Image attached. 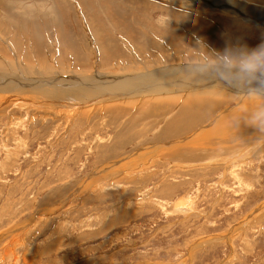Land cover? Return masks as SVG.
Returning <instances> with one entry per match:
<instances>
[{"label":"rangeland","instance_id":"rangeland-1","mask_svg":"<svg viewBox=\"0 0 264 264\" xmlns=\"http://www.w3.org/2000/svg\"><path fill=\"white\" fill-rule=\"evenodd\" d=\"M263 15L264 0H0V231L23 227L0 264H264V137L231 125L249 101L197 81L213 76L126 97L194 37L264 43Z\"/></svg>","mask_w":264,"mask_h":264},{"label":"clouds","instance_id":"clouds-1","mask_svg":"<svg viewBox=\"0 0 264 264\" xmlns=\"http://www.w3.org/2000/svg\"><path fill=\"white\" fill-rule=\"evenodd\" d=\"M185 48L192 54L174 70L188 78L212 74L221 91L230 89L247 99L248 107L231 117V125L243 123L264 137V43L256 47L231 44L217 50L194 37V46Z\"/></svg>","mask_w":264,"mask_h":264},{"label":"bare ground","instance_id":"bare-ground-1","mask_svg":"<svg viewBox=\"0 0 264 264\" xmlns=\"http://www.w3.org/2000/svg\"><path fill=\"white\" fill-rule=\"evenodd\" d=\"M64 1V0H63ZM202 1H210V0H202ZM213 1H215V0H213ZM8 7V6H7ZM236 10H238L239 8H235ZM246 10V9H245ZM249 10V9H248ZM122 11V10H121ZM128 13V12H127ZM253 13V12H252ZM259 14V13H258ZM258 14H257V16H258ZM126 15V14H125ZM264 16V15H263ZM254 17H255V15H254ZM246 18V17H245ZM254 19V18H253ZM135 20V19H134ZM256 20V19H255ZM178 65V64H177ZM176 66V65H175ZM175 66H167L166 68H162V69H158V70H156V71H152V72H147V74H145V75H141L142 73H139L137 76H135V84H136V86H137V89H138V92H131V91H129L127 94H126V97L127 96H129L130 94H145V93H151V92H153L152 94H161V92H163V93H169V92H171V91H175V90H168V86L167 87H165L164 86V84L167 82V84L169 85V87L170 88H175V86H177L176 88H182V89H185L188 85H184V86H182V85H180L179 84V82L181 81V80H188V81H186V83H191V81H196L197 79H194V78H188V77H186V76H184L182 73H179V72H177V71H175L174 70V68H175ZM172 73H177L180 77L178 78V79H176L177 77H174V75H172ZM151 74H153L152 75V77H151ZM155 74V75H154ZM166 74H168V76H171V79H169L168 81H166V80H164L165 78H166ZM95 76H97V75H95ZM100 76V75H99ZM206 76H208V77H211V76H213L212 74H208V75H206ZM101 77V76H100ZM104 77V76H103ZM67 78H69V77H62V79L61 80H58L57 79V82H56V80H53V79H51V78H49V80H44V81H39V82H34L33 80V82H30V83H32L33 85L32 86H36V88H37V86H40V84L41 85H43V86H47V87H50L51 86V84L52 85H55V86H58V87H60L59 85H57L58 84V81H63L64 79H67ZM70 78H73V77H70ZM51 79V80H50ZM73 79H77V78H73ZM128 79V78H127ZM126 79V80H127ZM20 80V81H19ZM19 80H17L18 82L16 83V84H14L15 86H22V85H25V83H23L22 81H24L25 79H23V78H21V79H19ZM78 81H82L85 85H89V86H91V87H94V86H96L95 84H88V83H86V80H84V79H77ZM212 81V82H214V81H216V80H213V79H211V78H203V79H199V80H197V81H199V83H200V81H202L201 83V86H209V87H211V86H213V85H216V86H218V84H214V83H210L209 81ZM196 81V82H197ZM7 82V81H6ZM94 82H97L98 83V80L95 78V80H94ZM154 82V83H153ZM57 83V84H56ZM63 83V82H62ZM66 83V82H65ZM65 83H64V85H65ZM142 83H151V84H153V90L152 91H139L140 90V88H141V86H142ZM28 84V83H27ZM191 84H193V83H191ZM3 85V84H2ZM1 85V86H2ZM5 85H7V84H5ZM10 85V84H9ZM70 85V84H69ZM107 85V84H106ZM30 86H31V84H30ZM74 86V85H73ZM110 86H113L112 87V91L114 90V86H117L118 88L121 86V87H123L122 85H120V84H117V82L116 81H112V82H110L109 84H108V87H110ZM66 87V86H65ZM120 87V88H121ZM215 87V86H214ZM8 88V87H7ZM21 88V87H20ZM23 88V87H22ZM21 88V89H22ZM71 88V87H70ZM47 89V88H46ZM60 89H63V88H60ZM18 91V90H17ZM105 91V90H104ZM103 91V92H104ZM1 92H3V91H1ZM25 92H26V89H25ZM6 93V92H5ZM8 93V92H7ZM9 94V93H8ZM12 94V93H11ZM28 94V93H27ZM2 95V94H1ZM58 95H60L61 97H62V100H63V97L66 95V92L64 91V89L63 90H61V91H59L58 92ZM70 95V94H69ZM72 95V94H71ZM48 97V96H47ZM46 98V97H45ZM67 98V97H66ZM69 98V97H68ZM70 98H73V96L72 97H70ZM69 98V99H70ZM109 98V97H108ZM4 99H6V101H7V98H4ZM61 99V98H60ZM60 99H56V102H57V104L61 101ZM237 99V98H236ZM52 100H53V98H52ZM58 100V101H57ZM66 100V99H65ZM108 100V99H107ZM55 101V100H54ZM67 101H69V100H67ZM50 102V104H51V101H49ZM64 102V101H63ZM89 102H91V101H89ZM89 102H86V103H89ZM62 103V102H61ZM78 103H80V102H78ZM62 105H63V103H62ZM61 104H60V106H62ZM64 105H65V103H64ZM67 105V104H66ZM82 105V104H81ZM71 106V105H70ZM74 107H76V106H80V104L78 105L77 103L76 104H74L73 105ZM82 106H84V105H82ZM51 107H53V109H54V106L53 105H51ZM56 107V106H55ZM57 107H59L58 105H57ZM57 107H56V109H57ZM62 107H64V106H62ZM62 109V108H61ZM60 109V110H61ZM59 110V109H58ZM65 110V109H64ZM68 110H70V109H68ZM50 116V115H49ZM45 121V120H44ZM175 145V144H174ZM136 156V155H135ZM130 157V156H129ZM132 157V156H131ZM140 160V159H139ZM142 160V159H141ZM144 160H145V158H144ZM121 161V160H120ZM121 163V162H120ZM114 164V163H113ZM117 164H119L118 162H117ZM116 165V164H115ZM114 166V165H113ZM118 166V165H117ZM117 166H116V168H117ZM119 167V166H118ZM130 167V166H129ZM131 168H133L132 166H131ZM116 170V169H115ZM110 177V176H109ZM89 181V180H88ZM86 185V184H85ZM85 188V187H84ZM69 200H67V202H68ZM42 214H44V213H42ZM46 214V213H45ZM43 216V215H42ZM35 220V219H34ZM36 222H37V220L34 222V224H36ZM32 224H33V222H32ZM30 226V225H29ZM27 227V228H29V230L30 229H32L31 227ZM23 227L21 226L20 228H19V226L18 225H13V226H9L5 231H0V241L4 238V237H6V236H9V235H12V234H14V233H17V232H19L21 229H22ZM22 236V235H21ZM16 237H17V234H15L14 235V238L13 239H10V241H9V243H10V245L11 244H13L14 243V241H17L18 239H16ZM18 262V261H17Z\"/></svg>","mask_w":264,"mask_h":264},{"label":"crops","instance_id":"crops-1","mask_svg":"<svg viewBox=\"0 0 264 264\" xmlns=\"http://www.w3.org/2000/svg\"><path fill=\"white\" fill-rule=\"evenodd\" d=\"M236 102L239 103L238 99H236Z\"/></svg>","mask_w":264,"mask_h":264}]
</instances>
